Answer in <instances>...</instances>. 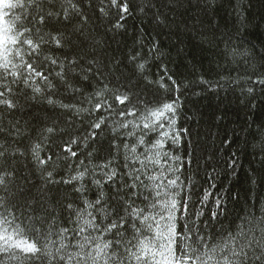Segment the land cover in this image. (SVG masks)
Instances as JSON below:
<instances>
[{"label":"snow or ice","instance_id":"6c2138e0","mask_svg":"<svg viewBox=\"0 0 264 264\" xmlns=\"http://www.w3.org/2000/svg\"><path fill=\"white\" fill-rule=\"evenodd\" d=\"M180 7L181 0H140L137 10L162 29ZM209 8L216 0H204L202 10ZM113 9L119 30L128 0H0V264H264V204L219 232L180 224L189 210L177 191L183 163L170 149L181 139L172 95L181 84L167 67L152 78L149 69L163 56L155 40L127 64L103 61V42L89 25ZM232 10L243 26L244 0ZM220 55L235 63L248 54L226 46ZM247 78L264 87V63ZM36 104L56 117L30 123L23 113ZM85 112L94 117L91 131L65 139L71 117ZM101 112L107 115H95ZM105 126L113 132L105 162L74 165L77 149L95 144ZM60 168L70 172L57 180ZM87 182L100 189L94 200L85 197Z\"/></svg>","mask_w":264,"mask_h":264},{"label":"trees","instance_id":"16d2710c","mask_svg":"<svg viewBox=\"0 0 264 264\" xmlns=\"http://www.w3.org/2000/svg\"><path fill=\"white\" fill-rule=\"evenodd\" d=\"M128 2L131 13L119 30L113 28L117 22L115 9L112 16L89 25L93 35L103 42L100 56L105 63L127 64V58L141 50L142 45L159 42L163 56L150 67L152 78L167 67L181 84L180 91L172 93L179 98L175 127L181 139L170 149L181 158L178 163H183L184 186L177 191L188 201L189 210L180 224L187 222L191 227L194 222L208 233L227 229L238 215L252 211L253 205L259 208L264 204V87L251 84L247 78L253 66L259 68L264 63L260 60L264 55V0H251L250 5L244 0L243 26L232 10L238 0H216V8L207 11L202 10L204 0L199 4L197 0H181L183 7L169 13L174 23L162 29L138 12L140 0ZM226 46L248 55L238 56L235 63L231 59L226 61L220 55ZM143 50L146 52L147 48ZM201 79L205 82L201 83ZM144 98L153 100L149 93H144ZM75 102L79 103V97ZM81 106L90 107L87 102ZM95 115L106 116L107 112ZM23 116L39 125L56 114L46 105L36 104ZM59 119L62 125L68 121L66 116ZM93 119L86 112L72 116L67 134L61 135L65 139L68 135L83 138L91 131L89 124ZM112 137L111 127L105 126L95 144L90 142L88 148L81 144L78 158L72 163L77 165L83 160L84 166L92 168L105 162ZM89 151L94 152L91 158ZM46 154L47 150L42 153ZM58 171L57 180L67 178L70 172L66 168ZM36 182L39 186L38 177ZM85 187V197L94 200L100 189L90 182ZM104 192L106 197L110 195L107 187ZM213 212L217 213L216 219L212 218Z\"/></svg>","mask_w":264,"mask_h":264}]
</instances>
